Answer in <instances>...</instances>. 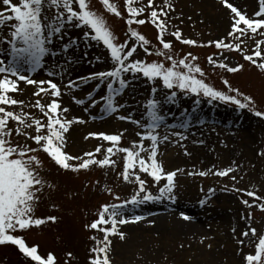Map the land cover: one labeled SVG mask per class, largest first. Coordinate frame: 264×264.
Returning <instances> with one entry per match:
<instances>
[{
  "label": "rangeland",
  "instance_id": "374dc122",
  "mask_svg": "<svg viewBox=\"0 0 264 264\" xmlns=\"http://www.w3.org/2000/svg\"><path fill=\"white\" fill-rule=\"evenodd\" d=\"M125 17V0H112ZM148 0H141L136 6L146 5ZM164 0H154L155 5H163ZM235 7L247 15L253 16L258 9L257 0H229ZM174 11L170 12L167 23L169 33L179 30L183 39H191L197 45L207 44L209 41L223 39L229 27V12L218 0H171ZM94 10L100 12L112 28L118 42L127 39L125 33L127 25L116 16L104 11L99 0H91ZM144 19L145 16H141ZM14 23V22H13ZM137 31L150 41L149 48L159 47L155 28L146 23L142 26L134 25ZM8 35L6 27L2 33ZM69 35L79 36V30H70ZM166 40L174 46V51L181 57L191 52L199 57L197 63L209 76L208 83L223 90L221 75L229 80L233 87L242 93L250 95L256 102V109L264 112V73L253 64L245 61L239 52L225 53L230 64H241L243 69L237 73H226L213 70L207 62V57L217 53L214 46L198 47L184 45L175 37L166 35ZM67 39V37L65 38ZM264 39L244 38L242 48L245 54L252 55L255 41ZM134 42V41H133ZM59 44V42H58ZM264 47V45H262ZM7 44L0 46V59H7ZM85 48L81 44L79 50L72 49L69 57L77 63L69 67L68 75L63 81L57 76L54 80L61 85L62 96L60 102L63 107L70 109L69 118H78L84 123H73L66 135L65 151L73 156L94 152L98 146L102 153L110 146L107 142L91 136L92 133L121 134V147H130L133 141L139 142L136 135L139 129L136 125L121 121L115 115L101 118L102 101L91 107L92 101L83 105L74 103L76 99H85L89 93L97 100L105 93L106 85L96 89L99 81L82 85L78 91H71L63 87L69 76L76 79L89 73L109 70L112 65L106 59L107 53L103 46H93L87 51V59H83ZM100 57V62H96ZM132 59H146L148 62L158 60L156 56H148L142 48H138ZM56 60L63 62L62 57ZM92 61V63H89ZM54 63L51 57L46 58L45 68L32 74L35 80L49 79L46 70ZM153 86L162 88L158 81L155 85L144 78L133 81L125 90L118 102L125 105L116 115H129L140 119L144 113V103L150 98ZM47 87V85H44ZM21 92L14 94L18 100L25 101L24 111L37 118H42L38 109L31 107L37 99L33 95L37 85L20 82ZM167 90L158 91L156 99L162 100ZM43 96V94H42ZM52 97H44L41 102H50ZM197 97L178 94L175 102L164 103L163 114L167 118V125L159 129L160 142L158 144L157 160L162 164L165 172H176L174 180L175 202L168 199L148 202L129 212V217L140 215L139 222L118 226L119 235L110 236L109 258L111 264H242V256L253 252L249 247L248 238L241 233L248 224L258 232L264 231V212L258 208H248L242 201L258 204L253 197L244 192L254 191L257 196L264 197V118L254 115L247 109L238 110L233 105L219 102H209ZM17 111L20 109L17 108ZM96 117V119H93ZM191 118L187 128L171 127L179 123L181 118ZM167 136V140L163 139ZM85 137H88L85 139ZM146 147L149 142H145ZM35 146V145H33ZM142 155H147L146 153ZM43 161L42 175L53 185L45 188L35 216L38 218L55 217L39 228L33 227L22 235L29 246H38L42 256L52 253L57 264H89L90 249L95 245L91 237L103 240V233L88 227L98 218L101 206L110 203H120L130 198L135 184L125 183L118 179L123 171V154L117 153L112 157L116 161L115 167L99 168L93 166L90 170L79 172L59 169L53 161L41 153ZM96 158H103L97 154ZM235 169L227 177L215 175H189L190 172L208 171L209 169ZM182 170V171H178ZM146 180V188L154 195L159 187L165 183L153 186L154 182L146 174L141 173ZM234 176L236 179L232 180ZM110 189L112 194H109ZM213 191L210 193L209 190ZM235 189L244 190L235 191ZM119 196L120 200L114 199ZM201 201L204 203L201 204ZM173 205L166 208L165 205ZM148 205L155 206L151 210ZM131 207V206H130ZM144 208V210H143ZM252 213V219L246 221L244 217ZM182 215L190 217L184 220ZM110 227V225L108 226ZM235 229V232L233 231ZM243 239L244 244L238 243ZM71 253V256L68 254ZM0 264H32L13 245H0Z\"/></svg>",
  "mask_w": 264,
  "mask_h": 264
},
{
  "label": "snow or ice",
  "instance_id": "6c2138e0",
  "mask_svg": "<svg viewBox=\"0 0 264 264\" xmlns=\"http://www.w3.org/2000/svg\"><path fill=\"white\" fill-rule=\"evenodd\" d=\"M99 2L105 12L122 19L127 25L125 33L127 39L123 42H118L119 37L115 35L105 17L93 9L91 0H0V46L8 45L6 50L8 58L0 59V245L15 246L32 264H57L56 257L52 253L42 256L38 252V246H29L22 235H16L33 227L39 228L49 220L55 222L56 219L35 216L44 189L53 187L42 175L44 165L40 158L41 153L46 154L59 169L72 172L88 171L93 166L115 167L116 161L112 157L117 153L123 154V171L118 179L128 184H135L137 187L130 198L120 203L102 205L98 218L88 226L103 233V240L91 237L95 245L90 249L89 264H111L109 237L119 235L123 239L124 235L118 232V226L136 223L143 219L140 215L129 217V212L148 202L164 199L175 202L174 180L177 173L165 172L162 164L157 160L159 129L168 126L167 118L162 111L164 103L171 104L175 102L178 94H183L197 97L196 104H199L200 98H203L209 102L233 105L238 110L247 109L254 115L264 118V112L256 109V102L252 96L233 87L223 75L221 81L224 89H217L207 82L209 76L197 63L198 56L188 52L181 57L174 51L173 44L165 38L166 35H171L184 45L214 46L218 50L217 53L207 57V62L213 70L219 69L226 73L240 72L244 66L231 65L229 57L225 55V53L239 52L245 61L264 73V47H262L264 39L255 41L252 55L245 54V49L242 48L244 38L254 39L257 36L264 38V0H257L258 9L253 16L239 10L229 0H218L229 12L230 30L223 39L201 45H197L191 39H183L179 30L169 33L167 20L170 12L174 11L171 0H164L162 6L155 5L154 0H148L146 5L141 4L140 7L136 5L141 0H125L126 17L112 0H99ZM141 16L145 18L141 19ZM146 23H150L155 28L159 47L154 46L150 49V41L133 27ZM6 27L7 37L2 34ZM73 29L79 30L80 35L76 37L69 35L70 30ZM81 44L85 48L83 59H87V51L93 46L102 45L107 53L106 59L112 67L76 79L69 76L63 87L78 91L82 85L92 81H99L95 85L97 90L106 85L100 101H97L91 93L85 99L73 97V101L78 105L92 101L91 107L102 101L101 118L115 115L117 120L128 121L141 129L136 133L139 142L133 141L130 147L120 146L123 133L119 135L92 133L91 136L110 144L103 153L101 146H98L94 152L77 156L65 151V134L73 123H84V121L75 117L69 118L70 109L63 107L60 102L61 85L54 80L59 76L63 81L64 76L68 75L69 67L77 63L68 53L72 49L79 50ZM138 48H142L148 56H156L160 59L152 62L146 59H132ZM48 57L54 61L45 72L49 79L39 81L32 79V74L45 68ZM57 57H62L63 62L56 60ZM96 62H100V57H96ZM141 77L153 85L159 81L162 88L153 86L150 98L144 103L145 111L140 119L133 118L131 114L116 115L125 107L117 98L123 95L133 81ZM21 81L28 85H37L33 95L41 99H37L31 107L38 109L42 118L25 112V101L15 98L14 94L22 91ZM161 90L167 92L162 100H158L156 94ZM48 96L52 97L51 101L42 103L41 100ZM17 108L20 110L17 111ZM190 123L191 118L184 117L171 127L187 128ZM167 138L164 136L163 139L167 140ZM145 142H149V146L146 147ZM144 153L147 155H142ZM97 154H102L103 158H96ZM234 170L233 168L215 171L209 169L190 172L189 175H215L223 178ZM141 173L151 178L154 182L153 186L159 185L161 181L165 182L159 187L157 195L147 190V182L141 178ZM231 179L236 178L232 176ZM106 190L112 194L110 189ZM212 191L209 190L210 193ZM235 191L244 190L235 189ZM244 194L260 201L258 204L249 203L248 200L242 201L248 208L256 207L264 212V197L257 196L251 190ZM114 199L119 201L120 197L114 196ZM203 203L201 201V204ZM182 218L190 219L187 215H182ZM244 219L250 221L252 213L249 212ZM233 231L235 232V229ZM241 235L248 238V246L254 249L253 252L242 256V264H264V231L258 232L248 224ZM238 243L243 245L244 240L238 239ZM68 255L71 256V253Z\"/></svg>",
  "mask_w": 264,
  "mask_h": 264
},
{
  "label": "bare ground",
  "instance_id": "6f19581e",
  "mask_svg": "<svg viewBox=\"0 0 264 264\" xmlns=\"http://www.w3.org/2000/svg\"><path fill=\"white\" fill-rule=\"evenodd\" d=\"M143 210H144V208H143Z\"/></svg>",
  "mask_w": 264,
  "mask_h": 264
}]
</instances>
